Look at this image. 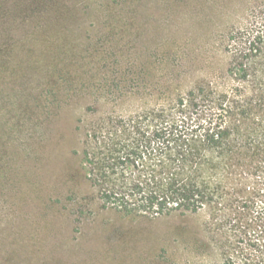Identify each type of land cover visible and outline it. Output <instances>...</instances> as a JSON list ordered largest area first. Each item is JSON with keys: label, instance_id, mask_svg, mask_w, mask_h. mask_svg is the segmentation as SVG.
Here are the masks:
<instances>
[{"label": "rangeland", "instance_id": "obj_1", "mask_svg": "<svg viewBox=\"0 0 264 264\" xmlns=\"http://www.w3.org/2000/svg\"><path fill=\"white\" fill-rule=\"evenodd\" d=\"M263 22L264 0H0V264H226L231 249L237 261L244 244L206 210L104 207L82 130L159 118L198 85L233 88L231 46ZM232 174L225 192L264 213V179Z\"/></svg>", "mask_w": 264, "mask_h": 264}, {"label": "trees", "instance_id": "obj_2", "mask_svg": "<svg viewBox=\"0 0 264 264\" xmlns=\"http://www.w3.org/2000/svg\"><path fill=\"white\" fill-rule=\"evenodd\" d=\"M231 47L233 88L195 86L159 118H95L82 130L81 162L104 207L143 218L206 210L244 244L226 264H264V213L222 185L235 170L264 179V26Z\"/></svg>", "mask_w": 264, "mask_h": 264}]
</instances>
